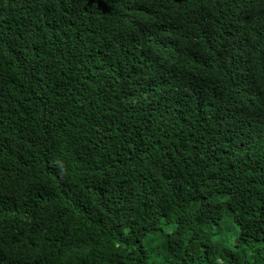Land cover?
I'll return each mask as SVG.
<instances>
[{
  "label": "trees",
  "instance_id": "1",
  "mask_svg": "<svg viewBox=\"0 0 264 264\" xmlns=\"http://www.w3.org/2000/svg\"><path fill=\"white\" fill-rule=\"evenodd\" d=\"M0 264H264V0H0Z\"/></svg>",
  "mask_w": 264,
  "mask_h": 264
}]
</instances>
